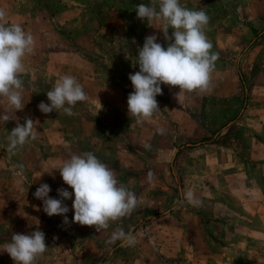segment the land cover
<instances>
[{"label":"rangeland","instance_id":"1","mask_svg":"<svg viewBox=\"0 0 264 264\" xmlns=\"http://www.w3.org/2000/svg\"><path fill=\"white\" fill-rule=\"evenodd\" d=\"M140 3L151 0H0L8 13L0 23L35 40L21 76L25 107L5 122L11 110L0 98V264H15L3 251L13 234L37 229L48 249L36 264H264V0H181L210 17L206 35L219 58L209 88L162 84L160 111L138 124L127 107L138 49L150 35L165 48L171 42L159 24L137 18ZM66 74L87 100L71 116L42 113L38 105ZM26 118L39 134L10 151L8 133ZM86 151L138 196L130 215L99 231L71 222L74 197L63 202L64 224L33 195L41 183L50 197L71 193L56 169ZM117 228L135 244L110 243Z\"/></svg>","mask_w":264,"mask_h":264},{"label":"clouds","instance_id":"2","mask_svg":"<svg viewBox=\"0 0 264 264\" xmlns=\"http://www.w3.org/2000/svg\"><path fill=\"white\" fill-rule=\"evenodd\" d=\"M137 18L160 25L157 27L167 47L157 42L156 35L145 38L142 48L138 49L136 64L139 71L129 75L133 91L127 97L128 114L136 118L138 124L150 119L159 112L156 97L162 94L161 85L178 87L188 92L206 91L209 88L211 73L219 54L212 50L213 45L206 35L210 17L204 10H192L182 6L181 0H151L150 4L140 3L135 6ZM8 15L7 10L0 8V21ZM152 27V26H150ZM169 29L172 30L169 35ZM35 46L34 37L19 24L0 23V98H4L11 115L5 114L2 119L7 122L13 119L14 113L23 110L25 72L24 59L32 53ZM49 103L41 102L38 109L48 114L63 110L69 116L73 108L87 100V94L77 79L69 74L46 92ZM100 105V109H101ZM36 122L26 118L23 124L8 133L9 150L22 148L39 134ZM162 134L163 129H158ZM150 148V145H145ZM64 184L72 189H57L59 199L50 197L51 188L41 183L34 192V197L42 201V210L49 216L63 217L68 224L69 208L63 203L73 199L72 223L92 226L96 231L107 229L114 222L130 215L138 205L137 194L122 183L115 170L110 168L93 152L86 151L71 154L64 159L58 169ZM149 181L154 179L152 172L147 174ZM187 199L194 206L201 201L194 198L192 192ZM35 221V218H32ZM120 240L124 245H134L135 238L123 228H117L110 243ZM48 247L45 234L37 229L29 234H13L10 242L4 246L15 264H36Z\"/></svg>","mask_w":264,"mask_h":264},{"label":"crops","instance_id":"3","mask_svg":"<svg viewBox=\"0 0 264 264\" xmlns=\"http://www.w3.org/2000/svg\"><path fill=\"white\" fill-rule=\"evenodd\" d=\"M108 12H110V15H111V13H112L111 10H109ZM111 19H113V16H111Z\"/></svg>","mask_w":264,"mask_h":264}]
</instances>
